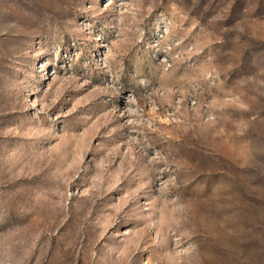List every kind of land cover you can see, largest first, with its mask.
<instances>
[{
	"label": "rangeland",
	"instance_id": "rangeland-1",
	"mask_svg": "<svg viewBox=\"0 0 264 264\" xmlns=\"http://www.w3.org/2000/svg\"><path fill=\"white\" fill-rule=\"evenodd\" d=\"M0 264H264V0H0Z\"/></svg>",
	"mask_w": 264,
	"mask_h": 264
}]
</instances>
